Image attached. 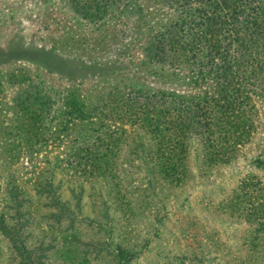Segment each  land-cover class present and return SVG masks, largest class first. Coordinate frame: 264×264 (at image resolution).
<instances>
[{
  "label": "rangeland",
  "instance_id": "1",
  "mask_svg": "<svg viewBox=\"0 0 264 264\" xmlns=\"http://www.w3.org/2000/svg\"><path fill=\"white\" fill-rule=\"evenodd\" d=\"M183 2L0 0V264H264V71Z\"/></svg>",
  "mask_w": 264,
  "mask_h": 264
},
{
  "label": "trees",
  "instance_id": "2",
  "mask_svg": "<svg viewBox=\"0 0 264 264\" xmlns=\"http://www.w3.org/2000/svg\"><path fill=\"white\" fill-rule=\"evenodd\" d=\"M179 1L195 5L193 11L197 18L194 21L192 18L187 25L191 39L183 40L172 29H168L155 39L158 51H167L173 61L181 56L191 59L204 52L203 56L209 57L207 63L211 65L217 61L224 66L238 65L264 71V59L256 51L257 34L264 35V0ZM263 37L259 47L264 46ZM218 79L222 82L227 77L219 75ZM233 100H229V95H221L219 98L210 96L202 102L206 107L212 105L213 109L230 111Z\"/></svg>",
  "mask_w": 264,
  "mask_h": 264
}]
</instances>
